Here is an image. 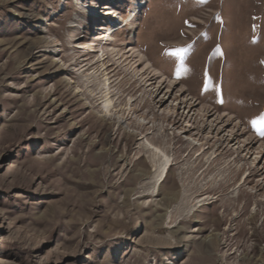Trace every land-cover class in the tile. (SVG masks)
<instances>
[{
	"label": "rangeland",
	"instance_id": "rangeland-1",
	"mask_svg": "<svg viewBox=\"0 0 264 264\" xmlns=\"http://www.w3.org/2000/svg\"><path fill=\"white\" fill-rule=\"evenodd\" d=\"M0 264H264V0H0Z\"/></svg>",
	"mask_w": 264,
	"mask_h": 264
},
{
	"label": "bare ground",
	"instance_id": "bare-ground-1",
	"mask_svg": "<svg viewBox=\"0 0 264 264\" xmlns=\"http://www.w3.org/2000/svg\"><path fill=\"white\" fill-rule=\"evenodd\" d=\"M141 133H143V129H140V131L138 132V134H141ZM128 135L130 136V137H133V136H135V135H137V134H129L128 133ZM127 153H129L130 151H131V146H128L127 145ZM127 153H125V155H123L124 157H126V155H127ZM110 155H111V162H112V164L111 165H114L115 164V162L116 161H114L115 160V156H114V154L111 152V153H109ZM103 156V155H102ZM102 156H101V158H102ZM155 157L158 159L159 158V156L157 155V153H155ZM155 158V159H156ZM100 159V158H99ZM99 159H97L96 161H95V163H93V165L94 166H96L97 168H96V170L97 171H100V172H109V176H111L112 174L110 173V170H106V167H105V165L103 164V162L102 161H100ZM140 160V158H138V161ZM155 161V160H154ZM147 165V164H146ZM171 165V164H170ZM140 177V175L139 176H137V178H139Z\"/></svg>",
	"mask_w": 264,
	"mask_h": 264
},
{
	"label": "snow or ice",
	"instance_id": "snow-or-ice-1",
	"mask_svg": "<svg viewBox=\"0 0 264 264\" xmlns=\"http://www.w3.org/2000/svg\"><path fill=\"white\" fill-rule=\"evenodd\" d=\"M186 23H187V22H186ZM184 51H185L184 49H178V50H176V51L173 53V55H176V56H179V57L182 58Z\"/></svg>",
	"mask_w": 264,
	"mask_h": 264
}]
</instances>
